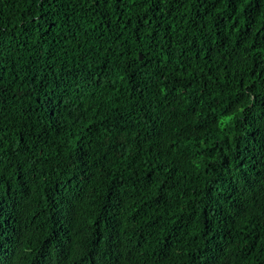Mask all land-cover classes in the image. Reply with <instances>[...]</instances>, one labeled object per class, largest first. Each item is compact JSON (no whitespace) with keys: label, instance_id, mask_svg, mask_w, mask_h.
<instances>
[{"label":"trees","instance_id":"trees-1","mask_svg":"<svg viewBox=\"0 0 264 264\" xmlns=\"http://www.w3.org/2000/svg\"><path fill=\"white\" fill-rule=\"evenodd\" d=\"M0 264H264V0H0Z\"/></svg>","mask_w":264,"mask_h":264},{"label":"water","instance_id":"water-1","mask_svg":"<svg viewBox=\"0 0 264 264\" xmlns=\"http://www.w3.org/2000/svg\"><path fill=\"white\" fill-rule=\"evenodd\" d=\"M140 58L142 59V56H140Z\"/></svg>","mask_w":264,"mask_h":264}]
</instances>
